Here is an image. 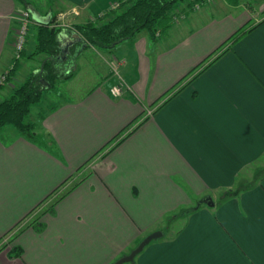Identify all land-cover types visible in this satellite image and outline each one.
Here are the masks:
<instances>
[{
	"label": "crops",
	"instance_id": "0c3cea01",
	"mask_svg": "<svg viewBox=\"0 0 264 264\" xmlns=\"http://www.w3.org/2000/svg\"><path fill=\"white\" fill-rule=\"evenodd\" d=\"M117 1L0 0V76L23 10L76 24ZM240 1L187 8L157 40L81 48L31 107L33 132L1 128L0 264H112L154 231L129 264H264V0L259 17ZM60 33L65 54L81 42ZM44 57L24 52L1 100Z\"/></svg>",
	"mask_w": 264,
	"mask_h": 264
},
{
	"label": "trees",
	"instance_id": "16d2710c",
	"mask_svg": "<svg viewBox=\"0 0 264 264\" xmlns=\"http://www.w3.org/2000/svg\"><path fill=\"white\" fill-rule=\"evenodd\" d=\"M121 1H127V3L117 10L109 13L106 11V15L99 17L97 21L76 24L82 37L81 42L71 46L66 54L61 51L59 29L50 28L49 22H41L40 26L36 27L35 51L28 56H34V53H43L46 56L37 71L31 72L23 82L14 87L7 98L0 100V130L3 126L10 124L21 133L33 132L35 125L27 118L31 107L39 103L44 92L53 87L58 80L72 76V66L81 48L94 46L102 50H112L120 43L132 39L142 30H146L152 40H157L172 26L173 15L179 3L185 2L186 8H192L194 4L202 3L204 0H118L117 2L122 3ZM110 14L112 16L104 20ZM254 27L255 25L251 24L241 27L228 42L233 44ZM223 51L224 49L221 53ZM18 66L19 60H16L9 76L15 73ZM233 194L228 191L224 197ZM190 210L185 209L183 212H190ZM21 254V247L16 245L11 247V256ZM134 262L135 259L124 264Z\"/></svg>",
	"mask_w": 264,
	"mask_h": 264
},
{
	"label": "rangeland",
	"instance_id": "374dc122",
	"mask_svg": "<svg viewBox=\"0 0 264 264\" xmlns=\"http://www.w3.org/2000/svg\"><path fill=\"white\" fill-rule=\"evenodd\" d=\"M210 1V2H209ZM214 0H204L202 3H198V4H194L192 8H188L190 10H195V9H199L201 8V6L205 5V4H209L211 2H213ZM217 1V0H216ZM122 3H115L114 5L110 6L107 10H105L104 12L100 13V14H97L96 16H93V17H90L88 18L87 20H85L84 22H81V23H87L89 21H97L99 19V17H104L106 15V11L111 12L113 10H117L119 9V7L121 5H125L126 2L124 1H121ZM240 3L242 4L241 6L243 7L245 5V8H247L248 10H250V13L252 11L254 16H261L260 15V12L257 10L258 9V6L256 4V2L254 0H241ZM244 8V7H243ZM242 8V9H243ZM186 3H179V5L176 7L175 9V12H174V15H173V23L172 24H175L179 19L183 18L185 16V10H186ZM256 11V12H255ZM112 14H110L108 17H105L104 20H107V18L111 17ZM20 17V16H19ZM19 19V18H18ZM62 19H66L63 18ZM61 19V20H62ZM59 18H58V15H54L52 16V18L48 21L49 23V27L52 28V29H59L60 32L65 30V29H68V30H71V31H76L77 34L80 35L79 31L77 30V27L75 26L76 24H80V23H73V22H69V20L67 21H61ZM250 22V21H249ZM41 24V22H38V21H35L33 18L31 19V23L29 25V33L27 35V41L25 43V46L24 48L22 49V51L20 52L19 55H17L18 51H16L15 49V52H16V55H15V58L13 60V63L9 66V68L2 73V75L0 76V92H1V89L4 88V84H8L10 82V80L13 78V76L15 75V73L12 75V76H9V72L11 71L12 67L14 66V63L16 60H19L22 55H23V52H26L27 55H29L30 53L28 52H33L35 51V46H33V44L35 43L34 42V37H35V41H36V35H37V28L36 27H39ZM247 24H253V22L251 21V23H247ZM18 26H19V22H18ZM17 31H18V27H17ZM17 33V32H16ZM30 34V35H29ZM28 37L30 38V40H28ZM15 38H16V35L14 37V41H15ZM32 38V39H31ZM15 48V46H14ZM35 55L34 56H37L38 58L40 57H44L43 53H34ZM33 57V56H31ZM117 59H119L117 57ZM120 60V59H119ZM20 61V60H19ZM117 70L119 68V64H117L116 60H115V64L114 66ZM17 70V69H16ZM115 71V70H114ZM16 72V71H15ZM124 81V80H123ZM126 82V81H124ZM124 89L127 87L126 84L124 85ZM3 94H5V91H2ZM118 96V95H117ZM8 97V96H7ZM1 100V98H0ZM158 104H156L157 106ZM156 106H154L153 108L151 109H148V112H151ZM7 241V240H6ZM6 241H2L4 242L6 245H7V242Z\"/></svg>",
	"mask_w": 264,
	"mask_h": 264
},
{
	"label": "built area",
	"instance_id": "2783aa9c",
	"mask_svg": "<svg viewBox=\"0 0 264 264\" xmlns=\"http://www.w3.org/2000/svg\"><path fill=\"white\" fill-rule=\"evenodd\" d=\"M210 2V1H209ZM32 15L31 12L27 9L23 10L18 22H19V26H18V31L16 33V38L14 41V46L16 51H18L17 55L20 54V52L22 51V49L25 46V43L27 41V35L29 33V25L31 23V19H32ZM117 64H121L123 62V60H119V59H115ZM113 70H115L116 73H118V70L113 67ZM126 83L123 81V79L121 81H119L117 84H115L112 88H111V92L113 95H120L122 93V91L124 90V85Z\"/></svg>",
	"mask_w": 264,
	"mask_h": 264
},
{
	"label": "water",
	"instance_id": "95a60500",
	"mask_svg": "<svg viewBox=\"0 0 264 264\" xmlns=\"http://www.w3.org/2000/svg\"><path fill=\"white\" fill-rule=\"evenodd\" d=\"M76 37L78 40H81L82 38L79 34H77ZM208 203L210 205H214V202L211 200H209ZM162 234V231H154L150 233L149 235L144 237L129 253L123 255L122 257L114 261L112 264H124L133 261L148 243H150L153 239L162 236Z\"/></svg>",
	"mask_w": 264,
	"mask_h": 264
}]
</instances>
